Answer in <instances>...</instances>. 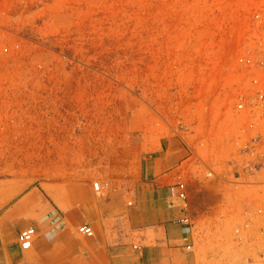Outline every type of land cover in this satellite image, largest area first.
I'll use <instances>...</instances> for the list:
<instances>
[{
	"label": "rangeland",
	"instance_id": "1",
	"mask_svg": "<svg viewBox=\"0 0 264 264\" xmlns=\"http://www.w3.org/2000/svg\"><path fill=\"white\" fill-rule=\"evenodd\" d=\"M255 12L264 0H0L6 250L18 234L8 211L29 194L54 208L82 200L95 234L126 248L149 201L141 166L180 137L170 186L186 183L174 206L189 217L187 251L197 264H264V169H249L233 108L236 59L264 40Z\"/></svg>",
	"mask_w": 264,
	"mask_h": 264
},
{
	"label": "crops",
	"instance_id": "2",
	"mask_svg": "<svg viewBox=\"0 0 264 264\" xmlns=\"http://www.w3.org/2000/svg\"><path fill=\"white\" fill-rule=\"evenodd\" d=\"M156 152L157 156H149L141 166L147 181L143 182L144 195L149 201L142 210L133 211L126 248L113 238L109 241L95 234L82 213V200L72 197L69 205L54 208L29 194L20 198L8 215H17V231L33 226L37 238L28 252L18 243L8 251L0 242V264H197L196 256L185 248L189 238L184 240L183 225L178 221L186 212L169 204L175 192L170 185L183 163L185 147L176 137L161 141ZM83 224L92 227V236H80L77 228Z\"/></svg>",
	"mask_w": 264,
	"mask_h": 264
},
{
	"label": "built area",
	"instance_id": "3",
	"mask_svg": "<svg viewBox=\"0 0 264 264\" xmlns=\"http://www.w3.org/2000/svg\"><path fill=\"white\" fill-rule=\"evenodd\" d=\"M256 21L264 19L260 12L253 13ZM237 67L241 75L240 90L233 102V108L240 112L246 119L243 132L249 134L243 145V149L250 157L249 169L257 171L264 169V40L258 41L243 49L236 59ZM93 189L99 190V183H93ZM175 192L169 200V204L184 203L186 198V183L178 180L175 183ZM182 208H184L182 206ZM260 211V210H259ZM183 225L185 241H188L191 232L189 217L183 215L178 220ZM77 232L83 236L93 235V229L87 224L80 225ZM37 236L33 226H26L18 231L17 243L21 250L31 249ZM189 250L191 244H186Z\"/></svg>",
	"mask_w": 264,
	"mask_h": 264
}]
</instances>
